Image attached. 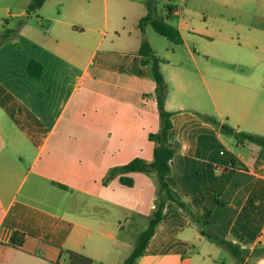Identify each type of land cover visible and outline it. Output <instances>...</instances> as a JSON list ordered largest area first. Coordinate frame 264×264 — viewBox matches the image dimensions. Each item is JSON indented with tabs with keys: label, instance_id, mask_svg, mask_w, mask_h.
<instances>
[{
	"label": "crops",
	"instance_id": "obj_1",
	"mask_svg": "<svg viewBox=\"0 0 264 264\" xmlns=\"http://www.w3.org/2000/svg\"><path fill=\"white\" fill-rule=\"evenodd\" d=\"M47 1L30 14L29 3L16 11L0 6V34L17 28L0 45V264H63L62 249L122 264L157 195L153 172H132L133 185L118 176L103 181L115 165L153 158L148 135L160 119L156 82L138 53L144 38L132 48L129 39L101 48L110 33L108 4L101 18L93 0ZM165 7L193 63L169 67L162 57L165 105L173 111L169 140L181 145L168 182L223 236L244 249L264 246V145L240 144L197 113L264 136V14L252 12L255 4H218L223 16L247 14L232 24L237 37L206 27L203 49L194 51L179 10L168 1ZM30 58L43 65L40 78L27 71ZM13 229L26 234L21 248L10 245ZM221 247L168 200L135 264H242L231 253L221 256ZM249 260L264 264V252Z\"/></svg>",
	"mask_w": 264,
	"mask_h": 264
},
{
	"label": "trees",
	"instance_id": "obj_2",
	"mask_svg": "<svg viewBox=\"0 0 264 264\" xmlns=\"http://www.w3.org/2000/svg\"><path fill=\"white\" fill-rule=\"evenodd\" d=\"M45 0H30L27 12L41 7ZM146 14L139 20V27L143 30L145 24L150 23L152 27L159 34L169 38L176 43H182L183 37L179 28L166 20L164 17L156 14V8L150 1H146ZM17 28L6 27L0 34V45L15 37ZM138 53L142 55L143 63L149 64L152 76L156 82L155 95L157 99L158 113L160 125L157 131L150 132L148 135L149 140L154 143L153 158L146 160L142 157H135L130 161L111 167L104 177V184L109 179L118 176L119 180L126 185H133L134 180L131 176L132 172H153L156 175L157 195L155 207L149 218L146 228L140 231L136 243L124 259L122 264H135L136 259L144 252L149 239L154 233L155 227L162 219L163 209L168 200L178 204L191 218L198 224L202 235L206 236L209 240L216 242L225 247L236 259L242 264H254L249 258L255 254L264 252V246H256L254 249L241 248L239 244L233 242L226 236H223L219 231L210 226V222L204 220L200 215L195 212L184 200V198L176 191L168 182V175H170L172 166L170 160L174 154L180 149V143L169 140V132L173 126L172 114L166 108L165 102L168 93V85L164 78L161 69L162 58L156 55L148 39L144 38L138 49ZM27 71L33 76L40 78L43 74V65L35 58H30L26 64ZM204 120L210 122L223 133L232 135L238 143L253 142L258 145H264V136L251 134L244 131H238L226 122H222L216 114H207L197 112ZM220 205L223 203L219 200ZM26 234L19 230H12L10 237V245L16 248H21ZM62 261L63 264H108L102 261H96L92 257L85 254L76 252L71 249H62L58 262Z\"/></svg>",
	"mask_w": 264,
	"mask_h": 264
},
{
	"label": "rangeland",
	"instance_id": "obj_3",
	"mask_svg": "<svg viewBox=\"0 0 264 264\" xmlns=\"http://www.w3.org/2000/svg\"><path fill=\"white\" fill-rule=\"evenodd\" d=\"M29 1L30 0H0V6L11 4L13 11H16L17 9L22 8L23 4H28ZM146 1H150L151 4H153L156 8V14L161 17H163L166 12V1L171 3L173 7H177L183 19V26L181 27V30L194 51H196L195 48L203 49L202 42L205 39H203L201 32L205 31L206 27L215 30L220 27L221 31L225 34L237 37L238 31L232 24L240 22L241 19H245L247 14H232L231 11L227 10L225 11V17L218 13V4H255V7H258L259 4H264V0H93V4H99L98 9L101 18L103 17V4H108L107 14L110 24V33L106 36L104 45L101 46V48L105 47L106 44L111 45L110 43L112 40H114L115 46H119L120 42L125 41L126 39H129V47L132 48L138 44L139 37L147 38L150 41L156 55L161 58H169L172 62L169 67L174 66L173 63H177V65H183L191 69L193 63L190 59H188V56L183 51L182 46L177 45L176 42L159 34L150 23L145 24L143 30L137 26L140 17L146 14ZM46 4L88 3L87 0H49ZM255 7H253L252 12L259 11L260 14H264V9L258 10ZM28 17L30 18L29 15ZM21 19V21H23V18ZM114 29H117L118 32L113 33ZM135 29L138 30L135 31ZM123 47H125L124 44ZM200 53L201 50L199 52H195L197 58H201ZM203 62L204 61H202V64ZM161 69H163L165 73L168 72L166 66L163 68L162 62ZM194 76L196 79L195 73H193V77ZM196 82L200 83L199 77ZM200 86L202 88L201 84ZM170 96L176 97V93L171 91ZM199 97L202 102L208 105V107L211 105L210 99L206 94L200 93ZM221 248V256L231 255L225 247Z\"/></svg>",
	"mask_w": 264,
	"mask_h": 264
},
{
	"label": "water",
	"instance_id": "obj_4",
	"mask_svg": "<svg viewBox=\"0 0 264 264\" xmlns=\"http://www.w3.org/2000/svg\"><path fill=\"white\" fill-rule=\"evenodd\" d=\"M195 50H196V48H195Z\"/></svg>",
	"mask_w": 264,
	"mask_h": 264
}]
</instances>
